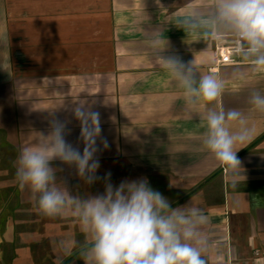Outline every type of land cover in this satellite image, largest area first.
Returning <instances> with one entry per match:
<instances>
[{
    "label": "crops",
    "instance_id": "crops-1",
    "mask_svg": "<svg viewBox=\"0 0 264 264\" xmlns=\"http://www.w3.org/2000/svg\"><path fill=\"white\" fill-rule=\"evenodd\" d=\"M199 3L160 0V7L155 0H105L111 16L112 62L118 70L94 76L112 77L115 82L111 99L116 146L111 156L102 155L104 148L97 156L99 161H116L113 185L147 177L173 207L197 196L208 221V264H264V115L249 114L247 123L255 129L254 135L237 153L246 180L234 190L223 168L199 150L202 122L197 115L186 114L182 91L157 63L145 38L149 30L160 28L169 40L168 54L179 55L185 62L194 59L202 73L222 76L226 84L222 105L247 112L249 89L264 91V70L251 72L235 53L231 63L216 65L219 39L171 26ZM93 7V0H0V30L9 31L11 64L20 65L21 76L28 80L37 74L29 64L60 63L65 53L61 33L71 30L65 17L82 15L86 21ZM146 15L150 20H140ZM235 73L243 76L233 78ZM98 101L94 102L104 105L102 98ZM103 163L97 172L101 178L110 171ZM93 185L104 188L102 179ZM19 192L18 200L0 199V264H58V241L74 248L84 240L78 223L70 215L42 216L30 191L20 188ZM64 264L83 262L73 255Z\"/></svg>",
    "mask_w": 264,
    "mask_h": 264
},
{
    "label": "clouds",
    "instance_id": "clouds-1",
    "mask_svg": "<svg viewBox=\"0 0 264 264\" xmlns=\"http://www.w3.org/2000/svg\"><path fill=\"white\" fill-rule=\"evenodd\" d=\"M155 3L163 7L160 0ZM143 19L150 20L148 15ZM171 26L205 38L227 40L251 72L264 70V0H200ZM145 38L157 63L182 91L186 114H195L202 122L199 150L223 168L231 188L237 189L246 180L237 153L242 149L239 146L250 142L254 135L255 129L247 123L249 114L264 115V91L249 89L247 112L225 108L221 103L226 90L222 76L202 73L194 59L185 62L179 55L168 54L169 40L160 28L149 30ZM9 45V31L0 30V70L10 76L13 66ZM242 76L235 73L233 78ZM62 106L47 110V131L35 130L32 142L20 149L15 173L19 187L30 191L42 216L70 215L84 235L74 248L63 240L57 242L58 264L73 255L83 264H208V221L198 197L173 207L167 197L150 186L147 177L125 179L119 185H113L110 172L99 177L97 141L108 148L101 135L100 113L87 100L73 104L71 115L80 128L78 141L73 144L67 139L71 121L55 114ZM57 162L73 169L85 185L102 179L104 191L73 195L67 181L58 176L64 168L57 167Z\"/></svg>",
    "mask_w": 264,
    "mask_h": 264
},
{
    "label": "rangeland",
    "instance_id": "rangeland-1",
    "mask_svg": "<svg viewBox=\"0 0 264 264\" xmlns=\"http://www.w3.org/2000/svg\"><path fill=\"white\" fill-rule=\"evenodd\" d=\"M93 5V12L90 17L86 16V21L82 15L65 17L66 20H70L68 23L71 30L61 33L62 50L65 53H62L60 63L29 64L30 71L33 68L37 74L28 80L26 75L21 76L20 65H12L10 76L0 70V199L18 200L20 188L15 178L17 157L20 149L32 142L36 135L35 130L47 131L50 119L47 110L63 105L55 114L61 120L67 118L71 121L68 125L71 134L67 139L76 144L80 128L78 122L73 119L70 109L76 101L87 100L93 110L100 113L101 135L108 143V148L103 149L102 155L111 156L115 152V110L112 106L114 99H111L115 82L112 77L105 79L94 76L104 71L117 73L118 70L112 62L114 53L111 48V16L108 14L105 0H93ZM85 22L86 24L82 26ZM84 26L86 30L82 29ZM73 27L78 30L75 31ZM225 44H229L227 40H218L215 47L216 55L218 49ZM90 57L92 61H89ZM99 98H102L103 106L96 104ZM97 142L98 146L103 148L100 141ZM80 147L83 148L82 145ZM99 162L100 164L107 162L111 182H115L116 161ZM57 165L64 168L58 176L67 181L73 195H97L104 191L101 186L85 185L73 169H69V173L71 172L69 174L66 166L59 165V162ZM97 175L101 177L100 174ZM72 176L76 183L70 182ZM104 176L105 174L102 175Z\"/></svg>",
    "mask_w": 264,
    "mask_h": 264
},
{
    "label": "built area",
    "instance_id": "built-area-1",
    "mask_svg": "<svg viewBox=\"0 0 264 264\" xmlns=\"http://www.w3.org/2000/svg\"><path fill=\"white\" fill-rule=\"evenodd\" d=\"M234 50L230 44L221 46L217 51L216 65L231 63L233 61Z\"/></svg>",
    "mask_w": 264,
    "mask_h": 264
}]
</instances>
